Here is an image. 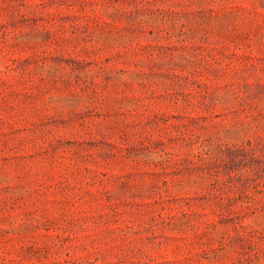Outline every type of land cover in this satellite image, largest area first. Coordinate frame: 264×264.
<instances>
[{
	"label": "rangeland",
	"instance_id": "rangeland-1",
	"mask_svg": "<svg viewBox=\"0 0 264 264\" xmlns=\"http://www.w3.org/2000/svg\"><path fill=\"white\" fill-rule=\"evenodd\" d=\"M0 264H264V0H0Z\"/></svg>",
	"mask_w": 264,
	"mask_h": 264
}]
</instances>
